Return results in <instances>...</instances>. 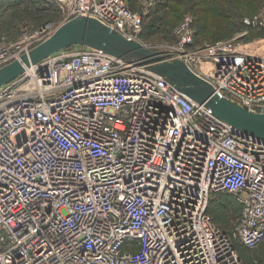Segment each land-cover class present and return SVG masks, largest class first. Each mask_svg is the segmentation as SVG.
I'll return each mask as SVG.
<instances>
[{
  "label": "built area",
  "instance_id": "obj_1",
  "mask_svg": "<svg viewBox=\"0 0 264 264\" xmlns=\"http://www.w3.org/2000/svg\"><path fill=\"white\" fill-rule=\"evenodd\" d=\"M56 1L63 22L91 18L137 42L155 4ZM247 34L199 45L186 15L172 43L149 49L264 114V40ZM28 51L0 48V68ZM213 195L240 207L230 230L208 213ZM238 244L261 248L264 264V140L233 132L146 65L92 48L60 50L0 87V264H245Z\"/></svg>",
  "mask_w": 264,
  "mask_h": 264
},
{
  "label": "rangeland",
  "instance_id": "obj_2",
  "mask_svg": "<svg viewBox=\"0 0 264 264\" xmlns=\"http://www.w3.org/2000/svg\"><path fill=\"white\" fill-rule=\"evenodd\" d=\"M51 2L57 5L55 10L48 9ZM157 2L155 0V7L143 17V28L138 37L140 44L147 49L172 43L175 26L186 15L194 14L199 45L229 39L244 30H248L244 43L264 40V28L248 29L243 23L245 18L254 14H261L264 18V0H167L163 8L158 7ZM127 3L132 10L141 8L138 0H127ZM64 16L63 6L56 0H0V48L12 52L20 45L30 50L38 44L31 43L33 38L30 35L47 23H53L54 28H58L64 23ZM25 33L29 35L27 40H24ZM70 48L77 50L82 46L73 45ZM212 199L214 204L209 212L215 216V223L223 229H231L239 213L237 202L228 195H213ZM240 252L247 257L245 264L260 262L261 248L247 250L242 247Z\"/></svg>",
  "mask_w": 264,
  "mask_h": 264
},
{
  "label": "water",
  "instance_id": "obj_3",
  "mask_svg": "<svg viewBox=\"0 0 264 264\" xmlns=\"http://www.w3.org/2000/svg\"><path fill=\"white\" fill-rule=\"evenodd\" d=\"M73 45L101 50L124 60L138 61L147 70L161 76L170 86L193 102L202 104L229 124L233 132L264 140V114L252 113L215 93L213 87L195 75L179 60L168 61L161 52L145 48L137 41L86 17H74L60 25L46 40L28 53L0 68V87L52 54Z\"/></svg>",
  "mask_w": 264,
  "mask_h": 264
},
{
  "label": "trees",
  "instance_id": "obj_4",
  "mask_svg": "<svg viewBox=\"0 0 264 264\" xmlns=\"http://www.w3.org/2000/svg\"><path fill=\"white\" fill-rule=\"evenodd\" d=\"M166 1H167V0H158V2H157L158 7H161V8L166 7V5H165V4H166V3H165ZM52 3H53V2H51V4H50L51 6L48 7L49 10H53V9L56 8V6H57L55 3H53V5H52ZM154 7H155V4H154ZM54 10H55V9H54ZM192 16H193V18H194V28H195V27H196V16H195V14L192 15ZM142 28H143V22H142ZM263 28H264V27H263ZM260 29H262V28H260ZM196 34H197V33H196V30H195V43L198 44L197 41H196ZM245 39H246V38H245ZM221 40H225V39H221ZM216 41H220V40H215V41L210 42V43H214V42H216ZM212 198H213V196H212L211 199H210V204H209L210 207H209V209H211L212 205L214 204V202H213L214 200H213ZM238 207H239V206H238ZM209 209H208V213L212 216V214L209 212V211H210ZM239 211H240V207H239ZM211 212H213V210H211ZM238 215H239V213H238ZM238 215L236 216V218L238 217ZM212 218L214 219L215 216H214V217L212 216ZM236 218H235V219H236ZM235 219H234V220H235ZM234 220H233V221H234ZM214 221H215V219H214ZM216 225H217V224H216ZM217 226H218V225H217ZM218 227H219V226H218ZM220 228H221V227H220ZM225 230H228V229H225ZM229 230H230V229H229ZM238 245H239V244H238ZM238 245H237V249H238V251H239V253H240V255H241L240 249H241L242 247H241V246L239 247ZM249 252H250V251H249ZM260 254H261V253H260ZM241 257L243 258V260H244V262H245V259H246L247 257L244 256V255H243V256L241 255Z\"/></svg>",
  "mask_w": 264,
  "mask_h": 264
}]
</instances>
